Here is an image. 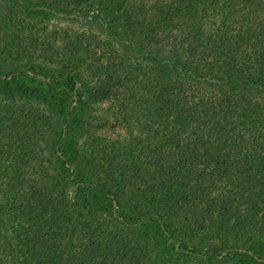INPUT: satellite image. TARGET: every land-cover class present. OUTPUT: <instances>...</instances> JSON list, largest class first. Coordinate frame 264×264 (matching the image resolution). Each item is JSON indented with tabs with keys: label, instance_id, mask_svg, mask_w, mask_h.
<instances>
[{
	"label": "trees",
	"instance_id": "trees-1",
	"mask_svg": "<svg viewBox=\"0 0 264 264\" xmlns=\"http://www.w3.org/2000/svg\"><path fill=\"white\" fill-rule=\"evenodd\" d=\"M94 1L0 0V264H264V0Z\"/></svg>",
	"mask_w": 264,
	"mask_h": 264
},
{
	"label": "rangeland",
	"instance_id": "rangeland-1",
	"mask_svg": "<svg viewBox=\"0 0 264 264\" xmlns=\"http://www.w3.org/2000/svg\"><path fill=\"white\" fill-rule=\"evenodd\" d=\"M74 14L79 20L84 19L86 23L89 21H94L98 25L108 24L107 20L105 19V12L100 0L94 1L88 7H85L80 11H76ZM89 30L92 32H97V26ZM75 190L76 187L74 186L69 188L68 195L71 199L75 198ZM143 232L156 244L159 250V256L162 258L163 262H166L167 264H182L183 258L176 253L175 248L170 244L169 241H166L165 238L157 235L151 230L143 229Z\"/></svg>",
	"mask_w": 264,
	"mask_h": 264
}]
</instances>
